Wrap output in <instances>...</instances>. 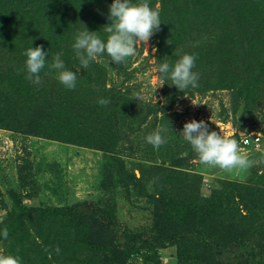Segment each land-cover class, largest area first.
I'll return each instance as SVG.
<instances>
[{
    "label": "rangeland",
    "instance_id": "374dc122",
    "mask_svg": "<svg viewBox=\"0 0 264 264\" xmlns=\"http://www.w3.org/2000/svg\"><path fill=\"white\" fill-rule=\"evenodd\" d=\"M190 1L148 0L161 24L146 45L138 44L118 64L104 53L87 69L75 65L76 83L109 91L118 103L117 140L107 142L108 152L0 129V228L9 230L0 239V254L18 256L21 264H57L41 253L47 230L43 236L38 230L47 226L37 215L13 214L17 201L27 207L99 203L137 239H154L127 264H184L180 252L218 262L203 240L225 236L228 226L264 249V33L250 38L238 21L227 24L220 12L208 14L214 0H199L196 12ZM193 24L200 30L190 31ZM103 30L97 34L106 39ZM0 53L10 60L16 56L5 44ZM184 53L195 54L198 86L180 91L168 80L163 85L158 64H174ZM43 73L58 79L57 69ZM192 119L238 141L240 135L259 136L258 147L240 142L248 166L227 170L202 163L179 133ZM158 129L166 142L154 147L146 136ZM246 205L252 209L245 211ZM189 231L200 233L199 240L183 237Z\"/></svg>",
    "mask_w": 264,
    "mask_h": 264
},
{
    "label": "trees",
    "instance_id": "16d2710c",
    "mask_svg": "<svg viewBox=\"0 0 264 264\" xmlns=\"http://www.w3.org/2000/svg\"><path fill=\"white\" fill-rule=\"evenodd\" d=\"M163 1L164 4H174L179 0ZM111 2L0 0V46L9 45L16 54L10 60L3 58L0 53V129L104 152L110 148L107 142L116 143L114 122L119 109L109 91L97 92L79 83H76L74 89H67L58 79H48L43 73L53 69L49 65L57 53L61 54L66 68L74 71L75 65L81 66L71 47L73 37L77 31L86 30V27L90 31H102L110 23L107 13ZM190 2L193 4V0ZM214 2L207 7L204 5L208 14L220 12L223 22L226 20L227 24H231V19L238 21L250 38L254 35L252 32H259L254 37L264 33V0ZM186 3L179 7L183 8ZM202 3L194 0L195 12ZM186 16L190 17L191 14ZM179 20L184 25L183 18ZM195 26L198 25L193 24L190 31L193 27L196 31L200 30ZM104 34L108 35L107 32ZM252 42L254 38L249 42L254 45ZM39 45L48 52V60L40 72L41 81L36 84L26 79V57L23 53L26 48ZM230 50V47H226V51ZM9 60V65L4 66V62ZM92 63L96 65L94 61ZM88 77L86 80L89 81ZM97 82L103 83L100 80ZM101 97L109 99L110 103L99 104L97 101ZM1 204L0 208L4 209ZM82 206L87 209L81 210ZM244 207L245 211L252 209L249 205ZM16 211L23 215H37L47 226V229L38 230L41 236L47 230L41 253L44 252V258L51 255L57 264H127L130 259L141 254L143 248L154 242L153 237L137 239L112 220L111 213L96 202H77L65 207H27L17 201L12 213ZM222 232L225 236L222 234L212 239V242L203 240L208 252L220 260L212 264H264V249L245 238L241 231L228 226ZM50 233L54 234L52 240H48ZM183 235L196 240L200 238V233L196 231ZM204 235L209 236L207 233ZM166 245L159 243V247ZM178 255L185 261L184 264H210L199 255L187 252Z\"/></svg>",
    "mask_w": 264,
    "mask_h": 264
},
{
    "label": "clouds",
    "instance_id": "9594fccd",
    "mask_svg": "<svg viewBox=\"0 0 264 264\" xmlns=\"http://www.w3.org/2000/svg\"><path fill=\"white\" fill-rule=\"evenodd\" d=\"M107 19L109 24L104 26L108 33L106 39L98 35V31L86 30L77 31L73 37L71 47L79 59L80 65L87 69L89 64L97 58L98 54L107 53L114 63H121L127 57L136 53L138 44H147L154 32L159 30L161 20L158 10L150 7L148 0H112L108 5ZM156 51L155 48L152 49ZM26 57L24 65L26 79L39 84L41 81L40 72L45 67L48 52L42 45L28 47L24 50ZM195 54L184 53L174 64L163 60L158 64V72L161 83L164 80L171 82L170 85L177 89L184 90L198 86L199 74L194 71ZM49 67L58 70V80L67 89L76 87L77 72L65 67V62L61 59V54L57 53ZM165 83H163L164 85ZM138 99H142L141 94H137ZM157 103L156 97L154 96ZM163 99V98H162ZM101 105H107L110 100L99 98L97 101ZM167 103L165 99L163 101ZM161 129L152 131L146 136V141L158 147L166 142ZM183 139L187 141L192 149L198 154L202 163L217 165L222 169L231 170L236 167H247L249 160L246 154L240 150V142H247L246 136L240 135V141L230 138L225 134H220L216 130H209V124L204 120L192 119L185 122L179 132ZM235 136L236 133L234 134ZM8 228H0V239H7ZM0 264H21L20 258L15 255L0 254Z\"/></svg>",
    "mask_w": 264,
    "mask_h": 264
},
{
    "label": "built area",
    "instance_id": "2783aa9c",
    "mask_svg": "<svg viewBox=\"0 0 264 264\" xmlns=\"http://www.w3.org/2000/svg\"><path fill=\"white\" fill-rule=\"evenodd\" d=\"M246 141L247 142H243L244 145L246 146H256L258 147L260 145L261 142V138L257 135L254 134H250V135H246Z\"/></svg>",
    "mask_w": 264,
    "mask_h": 264
}]
</instances>
